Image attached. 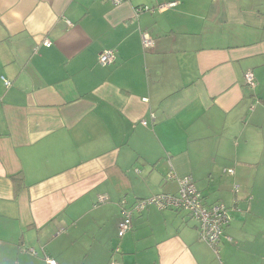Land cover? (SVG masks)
I'll return each instance as SVG.
<instances>
[{"label":"crops","instance_id":"obj_1","mask_svg":"<svg viewBox=\"0 0 264 264\" xmlns=\"http://www.w3.org/2000/svg\"><path fill=\"white\" fill-rule=\"evenodd\" d=\"M169 173L230 210L218 253L153 206L119 238ZM47 258L264 264V0H0V264Z\"/></svg>","mask_w":264,"mask_h":264},{"label":"built area","instance_id":"obj_2","mask_svg":"<svg viewBox=\"0 0 264 264\" xmlns=\"http://www.w3.org/2000/svg\"><path fill=\"white\" fill-rule=\"evenodd\" d=\"M114 6H120L129 3L132 0H108ZM177 6V3H168L159 6L157 9H151L152 13L156 11H166ZM146 9H139V12ZM143 44L145 48L153 47L154 42L148 37H144ZM46 47H51L50 42H45ZM118 52L116 50H106L99 55L98 62L102 67H107L115 63ZM247 85L254 89L256 81L252 73L246 75ZM6 85L10 84L6 82ZM147 101V100H145ZM147 126V122H143ZM232 173V171H231ZM169 180H176L179 185V191L176 195L163 194L153 198L143 200L134 205L132 209L124 211L123 220L119 226V238H124L133 226V214L141 213L148 207L153 206L159 210H175L187 213L192 220L197 223L199 237L202 242L218 253V244L224 236L225 229L231 223L232 217L230 210L224 204H215L208 206L202 194L197 190L195 183L190 177L178 178L174 173H169ZM231 241V239H229ZM120 249L115 250V255L120 254ZM48 264H56L55 260L47 258ZM111 264H121L116 258H113Z\"/></svg>","mask_w":264,"mask_h":264},{"label":"trees","instance_id":"obj_3","mask_svg":"<svg viewBox=\"0 0 264 264\" xmlns=\"http://www.w3.org/2000/svg\"><path fill=\"white\" fill-rule=\"evenodd\" d=\"M153 42H154V41H153ZM124 211H125V210H124ZM189 217H190V216H189ZM190 218H191V217H190ZM122 220H123V219H122ZM229 225H230V224H229ZM229 225H228V226H229ZM228 226H227V227H228Z\"/></svg>","mask_w":264,"mask_h":264}]
</instances>
